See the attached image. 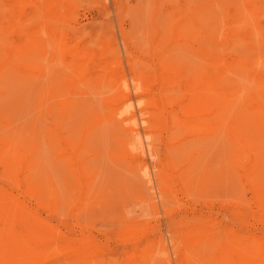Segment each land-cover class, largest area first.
<instances>
[{"label": "rangeland", "instance_id": "374dc122", "mask_svg": "<svg viewBox=\"0 0 264 264\" xmlns=\"http://www.w3.org/2000/svg\"><path fill=\"white\" fill-rule=\"evenodd\" d=\"M155 1L0 0L1 58L7 46L17 50L24 41L32 42L33 38L26 40L29 36L45 44L24 61L6 66L0 58V188H10L5 173V160L10 158L13 173L32 180L40 192L36 199V191H32L27 197L29 205L40 210L45 222L60 225L66 238H90L95 264H231V255L237 251L236 264L256 248L249 236H264L255 219L248 222L256 229L250 233L233 216L234 208L243 203L241 196L248 202L253 199L246 170L240 168L246 163L245 156L237 159L232 141L224 134L210 133L202 124L192 127L187 121L194 109L192 99L202 94V78H208L213 69L228 66L225 96L237 101L233 112L238 113L233 114L256 139L258 131L250 123L264 72V0ZM18 3L27 9L21 15L15 8ZM217 17L225 25H218ZM169 22L172 24L167 25ZM203 46L218 58L202 57ZM75 50L89 55L94 66L82 82L66 67L72 63L69 53ZM166 64L175 65L180 73L160 77L159 69ZM251 64L258 74L250 70ZM9 86L16 91L8 90ZM162 98L169 102L164 105ZM66 103L74 106L70 112L64 111ZM161 112L167 123L152 122L154 113ZM131 113L137 119L142 149H138L130 125L123 123ZM219 141L223 148L217 146ZM253 142L258 154H264V139ZM197 145L205 146L198 149ZM189 147L196 149L191 153ZM209 149L217 151L210 152L213 157L206 155ZM170 161L174 165L179 161L174 169L185 182L177 180L166 186L158 182V173ZM144 164L148 175L143 173Z\"/></svg>", "mask_w": 264, "mask_h": 264}, {"label": "bare ground", "instance_id": "6f19581e", "mask_svg": "<svg viewBox=\"0 0 264 264\" xmlns=\"http://www.w3.org/2000/svg\"><path fill=\"white\" fill-rule=\"evenodd\" d=\"M31 2V0H29ZM67 1V0H66ZM150 1V0H149ZM157 1V0H156ZM155 1V2H156ZM169 1V0H168ZM60 3V1H58ZM145 2V1H144ZM152 2V1H151ZM154 2V1H153ZM193 2H195L193 0ZM201 2V1H200ZM240 2V1H239ZM248 2V0H247ZM163 3V2H162ZM168 3V2H167ZM178 3V2H177ZM30 4V3H29ZM145 4V3H144ZM165 4V3H164ZM217 4V3H216ZM220 4V3H219ZM225 4V3H224ZM22 5V4H21ZM218 5V4H217ZM240 5V4H239ZM242 5V4H241ZM240 5V6H241ZM226 5H224L225 8ZM228 6V5H227ZM221 7V6H220ZM223 7V6H222ZM243 7V6H241ZM16 11L21 15L24 12H26V8H24V6H20V4L18 3L16 6ZM45 8V7H44ZM152 6H150L149 9H151ZM216 8V5L215 7ZM219 8V7H218ZM240 8V7H239ZM41 9V8H40ZM148 10V9H147ZM222 10V9H221ZM220 10V11H221ZM224 10V9H223ZM216 11V10H215ZM248 11V10H247ZM31 12V11H30ZM217 12V11H216ZM48 13V12H47ZM147 13V12H146ZM222 13V12H221ZM220 13V14H221ZM224 13V12H223ZM243 13V11H242ZM18 14V15H19ZM51 14V13H49ZM192 14V13H190ZM215 14V13H214ZM160 15V14H159ZM222 15V14H221ZM39 16V15H38ZM150 16V15H149ZM225 15H223L224 17ZM33 17V16H32ZM162 17V16H161ZM222 17V18H223ZM241 17V15H240ZM248 17V16H246ZM244 16V18H246ZM151 18V17H150ZM221 17H217V21L218 25L222 22L220 21H224L220 19ZM251 18V17H250ZM31 19V18H30ZM158 19V18H157ZM164 19V18H163ZM213 19V17H212ZM216 19V17L214 18ZM249 19V18H248ZM252 19V18H251ZM18 20V19H17ZM149 20V19H148ZM208 20V19H207ZM247 20V18H246ZM27 21V20H26ZM63 21V20H62ZM150 21V20H149ZM162 21V20H161ZM166 19L163 20V22L165 23ZM172 21V20H170ZM215 21V20H212ZM245 22V20H242ZM15 22V21H14ZM30 22V21H29ZM46 22V21H45ZM206 22V20L204 21ZM203 22V23H204ZM209 21L206 23L208 25ZM243 22V23H244ZM167 23V22H166ZM170 23V22H169ZM167 25H171L172 23ZM214 23V22H213ZM246 24L249 23V25H251L250 21H246ZM148 24H150L148 22ZM184 24V23H183ZM205 24V23H204ZM203 24V25H204ZM224 24V23H223ZM222 24V25H223ZM245 24V25H246ZM202 25V26H203ZM225 25V24H224ZM239 25H244V24H239ZM244 25V26H245ZM217 26V25H216ZM247 26V25H246ZM190 27V26H189ZM209 27V26H208ZM221 27V26H220ZM225 27V26H224ZM238 27V26H237ZM7 28V27H6ZM161 28V27H160ZM163 28V27H162ZM166 28V27H165ZM214 28V27H213ZM226 28V27H225ZM239 28V27H238ZM170 29V28H169ZM208 29V28H207ZM218 29V26H217ZM220 29V28H219ZM224 29V28H223ZM142 30V29H141ZM165 30L167 32L166 29H162ZM194 30V28H193ZM196 30V29H195ZM215 30V28L213 29ZM243 30V29H242ZM153 31V30H151ZM223 31V30H222ZM257 31V30H256ZM170 31H168L169 33ZM203 32V31H201ZM23 33V31H22ZM36 32H34L33 34H35ZM138 33V32H137ZM143 33V32H142ZM215 33V32H214ZM6 35V34H5ZM138 35V34H137ZM136 35V38L139 39ZM212 35V34H211ZM46 37V36H45ZM57 37V36H56ZM63 37V36H62ZM33 38L32 42L29 43H25V41L23 42V45L17 49V50H13L11 49V46H7L8 48H6L5 50L7 51V53L5 55H3L1 58V60L4 61L3 64H6V66L8 64H12L13 62H15V60L17 61H24V58H29L31 56L34 55V53L38 50V48L43 49V46L45 44H43L42 39L40 38H34L33 36H29L26 38V40ZM60 38V37H59ZM135 38V39H136ZM142 38V37H140ZM143 38L144 39H147ZM260 38V37H257ZM62 39V38H60ZM59 39V41H61ZM136 39V40H137ZM132 40H134V38H132ZM163 40V39H161ZM165 40V39H164ZM58 41V42H59ZM138 41V42H137ZM137 44L141 43L139 42L140 40H137ZM142 41V40H141ZM170 41V40H169ZM202 43H204V39H201ZM259 41V39H258ZM257 41V42H258ZM134 42V41H133ZM144 42V41H143ZM22 43V42H21ZM25 43V44H24ZM49 43V42H48ZM135 43V42H134ZM150 43V42H149ZM148 43V44H149ZM165 43V42H164ZM170 43V42H168ZM152 44V43H151ZM173 44V43H172ZM212 44V43H211ZM240 44V42H239ZM259 44V43H258ZM140 45V44H139ZM143 45V44H142ZM146 45V44H144ZM238 45V43H237ZM181 46V45H180ZM209 46V45H208ZM3 44L0 45V52L2 51ZM162 47V46H161ZM204 47V48H203ZM200 47V55H202V57H204L206 60L208 59H217L218 56H216L215 53L211 52L209 49H207L206 46ZM15 48V47H14ZM147 48V47H146ZM156 48V47H155ZM11 49V50H10ZM174 49V48H172ZM171 49V50H172ZM221 49V48H220ZM61 50V49H60ZM182 50V49H181ZM12 51H15L12 52ZM178 52H180L179 50H177ZM192 51V50H191ZM233 51V50H231ZM3 52V51H2ZM183 52V51H182ZM13 53L15 54L16 58L14 57ZM83 53V54H82ZM80 53L78 50H75L74 52L69 53V56L72 58L71 62L69 63V65H67L66 67H68V69H70L71 72L74 73V79H76L77 81H80L82 78H84L85 76L89 75V73L92 72V70L94 69V66L90 64V58L89 55L84 54L85 52ZM146 53V52H145ZM144 53V54H145ZM59 54V53H58ZM179 54V53H178ZM35 56H38L37 54ZM91 57V56H90ZM176 57V56H175ZM181 57V56H180ZM189 57V56H187ZM34 58V57H33ZM208 58V59H207ZM180 59V58H179ZM196 59V58H195ZM223 59V58H222ZM45 60V59H43ZM139 61V60H138ZM263 62V61H262ZM22 63V62H21ZM222 63V62H221ZM2 64V65H3ZM140 64V63H139ZM263 64V63H262ZM63 65V64H60ZM148 65V64H147ZM204 65V64H203ZM257 65V64H256ZM114 66V65H113ZM261 67V65H259ZM264 66V65H263ZM17 67V66H16ZM152 66H150L151 68ZM250 70L253 71V65L251 64L250 66ZM149 68V69H150ZM256 68V67H255ZM139 69V66H138ZM198 69V68H197ZM233 69V68H232ZM152 70V69H151ZM229 67L228 66H223L218 69H213L210 72L209 77L207 78H202V94H200L199 96L195 97L192 99V106L194 107V109L190 112V114H188V121L187 123L189 125H191L192 127H198V125L202 124V128H205V130H208V132L213 133V134H220V135H225L227 136L232 142V148L235 149L234 153L237 157V159H241V155L245 156L246 159V163H243L240 168H243L246 170V179H247V183L249 186V189L251 188V193L253 195V199L249 200L250 202H248L247 200L245 201L244 198L241 196L240 198V202L242 200V204H239L236 206V208H234V212H233V216L242 223V225L246 226V230L247 232L250 231V233H252V231H256V229L252 226H249L248 222L250 221V219H255L258 224H260L261 229L259 231L264 233V154L260 153L258 154V147L254 146V140L256 141L257 138L261 137L262 139H264V72L262 73V87L260 89V92L258 93V97H255V106L252 105V113H253V117H251V122L250 123V128L254 131H258L257 134L255 133L254 135H256V139H254L251 135H248L247 133V129H246V123L243 122L242 119H238L237 117L234 116V114L238 113L236 111V113L233 112V110L235 108H237V106L234 108L235 103H237V101L235 100V102L233 101L232 97L229 95L225 96V76L229 71ZM18 71V70H17ZM46 71V70H45ZM60 70L58 69L56 72H59ZM104 71V70H103ZM113 71V69H112ZM16 72V71H15ZM13 72V73H15ZM23 72V71H22ZM109 72V69H108ZM171 73L172 76H174L175 74H177L178 72L180 73V69H178L177 67H175V65L173 64H166L165 66L161 67L159 69V73H160V77H166L165 74L166 73ZM41 75L45 76V72H41ZM53 73V72H52ZM51 73V74H52ZM253 73L258 74V72L256 70L253 71ZM199 74V73H198ZM54 75V74H52ZM106 74H104L105 76ZM43 76V77H44ZM50 76V75H49ZM53 77V76H52ZM236 77V76H235ZM237 78V77H236ZM235 78V79H236ZM6 79V78H5ZM60 79V78H59ZM57 79V80H59ZM166 79V78H165ZM171 79V77L169 78ZM39 80V79H38ZM122 80V79H121ZM240 80V79H238ZM244 80V79H243ZM2 81V80H1ZM41 81V80H40ZM39 81V82H40ZM62 81V80H61ZM109 81V80H108ZM59 82V81H58ZM82 82V80L80 81ZM121 82V81H120ZM124 82V81H123ZM250 81H248L249 83ZM6 83V82H5ZM247 83V82H246ZM247 83V84H248ZM24 84V83H23ZM22 84V86H23ZM244 84V83H243ZM12 85V83H11ZM19 85V84H18ZM21 86V85H19ZM245 85V84H244ZM251 85V84H250ZM253 85V84H252ZM6 88V87H5ZM13 89L14 91H16V87L12 88L11 86H9L8 90ZM20 88V87H19ZM18 88V89H19ZM23 88V87H21ZM244 88V87H243ZM259 88V87H257ZM110 89V88H109ZM242 91V89H240ZM103 91H109L108 88L106 90L103 89ZM113 91V90H112ZM111 91V92H112ZM140 91V90H139ZM199 91V90H198ZM40 92V91H39ZM37 92V94L39 93ZM101 92V91H100ZM142 92V91H141ZM14 93V92H12ZM17 93V92H16ZM246 93V92H243ZM243 93H242V97H243ZM36 94V95H37ZM105 94V93H104ZM196 94V93H195ZM18 95V94H17ZM107 95V94H106ZM21 96V95H20ZM39 96V94H38ZM100 96V95H99ZM11 97V96H10ZM13 97V95H12ZM17 97V96H16ZM34 97V96H32ZM37 97V96H36ZM79 97V96H78ZM77 98V97H76ZM37 99V98H36ZM32 100V98H31ZM35 100V97H34ZM33 100V101H34ZM49 100V99H48ZM82 100H85L84 98ZM3 101V100H2ZM43 101V100H42ZM86 101V100H85ZM162 103H164V105L167 104V101L165 98H162ZM241 103V102H240ZM240 103L238 105H240ZM131 104V103H130ZM72 103H66L64 105V111L66 112L73 109L74 106H72ZM112 105V104H111ZM110 106V105H108ZM132 108V106H130ZM128 107V108H130ZM242 107V106H240ZM90 108V107H88ZM127 108V109H128ZM62 110V109H61ZM131 109H129L130 111ZM78 111V110H77ZM118 111V110H116ZM115 111V112H116ZM243 111V110H242ZM70 112V111H69ZM68 112V113H69ZM128 112V110H127ZM127 112L124 111V114H128ZM246 112V111H244ZM76 113V112H75ZM78 113V112H77ZM234 113V114H233ZM79 114V113H78ZM76 114V115H78ZM122 114V113H121ZM160 115H158L157 113H154L153 117H152V122H159L160 124H163L165 122V124L168 121V118H165L166 116L163 115V112L159 113ZM99 115V114H98ZM82 116V115H81ZM80 116V117H81ZM123 116V114H122ZM191 116V118H190ZM113 118V116L111 117ZM144 119V118H143ZM177 121V120H176ZM180 121V120H179ZM70 122V121H69ZM108 123V122H107ZM121 123V122H118ZM123 123H128L130 125V132H132L133 134V139L138 143H136L137 145H139L138 149H142L143 148V144L141 142V133L140 130L137 128V119L134 113H131V115L129 117L124 118ZM18 124V123H17ZM114 124V123H113ZM65 126V125H64ZM127 126V125H126ZM106 127V126H104ZM113 127V126H112ZM187 127V126H186ZM248 127V126H247ZM108 128V127H107ZM189 128V127H188ZM116 129V127H115ZM110 129H107V131H109ZM212 131V132H211ZM62 133V132H61ZM14 134V133H13ZM180 134V133H179ZM178 134V135H179ZM62 135V134H61ZM16 136V135H15ZM8 137V136H7ZM10 137V136H9ZM54 137V136H53ZM102 137V136H101ZM100 137V138H101ZM175 137V136H174ZM3 138V137H2ZM18 138V137H17ZM146 138V137H145ZM9 139V138H8ZM96 139V136L95 138ZM128 139V138H127ZM154 139V138H153ZM220 139V138H219ZM222 139V137H221ZM1 140V139H0ZM55 140H57V138H55ZM98 140V139H97ZM2 141V140H1ZM133 141V140H132ZM25 142V141H23ZM54 142V140H53ZM99 142V141H98ZM103 142V141H102ZM217 142V141H216ZM49 143V142H48ZM97 143V142H96ZM197 143V142H196ZM196 143H194L193 145H195ZM212 143V142H210ZM210 143H206L207 145H209ZM220 144H217V146L222 145L221 147L223 148V144L222 141H219ZM99 144V143H98ZM102 144V143H101ZM216 145V144H213ZM131 146V145H130ZM203 145L198 146L201 147ZM205 146V145H204ZM203 146V147H204ZM210 146V145H209ZM225 146V145H224ZM88 147V146H87ZM132 147V146H131ZM135 147V146H134ZM194 147V146H193ZM196 147V146H195ZM214 147V146H212ZM212 147H210V149H213ZM221 147L220 150H221ZM226 147V146H225ZM228 147V146H227ZM190 149H192L191 147H189ZM209 148V147H208ZM207 148V149H208ZM196 149V148H195ZM195 149H192L190 152L192 153V151ZM199 149V148H198ZM209 149V150H210ZM218 149V147L216 148ZM11 151V150H10ZM9 151V152H10ZM128 151V150H127ZM136 150H134L135 152ZM152 151V150H151ZM174 152L172 154H174L175 156L176 151L174 150ZM213 151V150H212ZM207 151L206 155L208 156V154H210L209 156L213 157L211 154H213L214 152L217 151H213L212 152ZM219 151V150H218ZM88 152V151H87ZM209 152V153H208ZM222 154V150L219 151ZM230 152V151H228ZM190 153V154H191ZM55 154V153H54ZM217 154V153H215ZM232 154V153H231ZM66 155V154H65ZM182 155V154H181ZM184 155V154H183ZM205 155V153L203 154ZM202 155V159L207 161L209 160L210 157H208V159L206 160V157ZM220 153L217 155L219 156ZM67 156H70L67 155ZM179 157L180 153L178 154ZM177 156V157H178ZM222 156V155H221ZM219 156V157H221ZM176 157V158H177ZM183 158V157H182ZM185 158V157H184ZM205 158V159H204ZM201 159V161H203ZM68 160V159H67ZM179 160V159H178ZM218 160H220V158H218ZM222 160V159H221ZM97 161V160H96ZM101 161V160H99ZM182 160H180L181 162ZM200 161V160H199ZM198 161V164L201 162ZM204 161V162H205ZM223 161V160H222ZM108 163V162H107ZM207 163V162H206ZM77 164V163H76ZM98 164V163H97ZM179 164V161L178 163ZM175 164V165H176ZM203 164V163H202ZM205 164V163H204ZM250 164L251 166L248 167ZM14 162L12 161V159H8L5 160V173H6V178L8 180L9 189H1L0 188V264H95V260H94V254H95V250H94V245L92 243V241L90 240V238L85 237L79 240H73V239H68L64 236V234L62 233V230L59 226H54L51 225L47 222H45V220L41 217L40 215V210L38 208L34 209L32 208L28 201H27V197L32 195V191H36V196H39V190L36 188V186L34 185V182L32 180H29L27 178H22V176L13 173L14 172ZM101 165V163H100ZM99 165V167H100ZM106 165V164H105ZM110 165V164H109ZM174 163H172L171 161L167 164L166 169L162 170V172L158 173L157 177H158V182L161 185H169V182H176L177 180H182L184 181L181 176L179 174L176 173L174 167H175ZM197 165V164H196ZM201 167V164H199ZM213 165V164H212ZM211 165V166H212ZM220 165V164H219ZM218 165V166H219ZM222 165V164H221ZM98 166V165H97ZM210 166V168H211ZM102 167V166H101ZM216 167V169H215ZM214 167V171L217 170V166ZM221 167V166H219ZM223 167V166H222ZM119 168V167H118ZM178 168V167H176ZM206 168V167H204ZM108 169V168H107ZM143 169L145 172H143L144 174L146 173V175L149 174L148 172V166L146 164L143 165ZM196 168L194 167L193 170H195ZM200 169V168H199ZM202 169V167H201ZM213 169V166L212 168ZM192 170V169H191ZM192 170V171H193ZM198 170V169H196ZM195 170L196 173H198L197 175H200L199 172H197ZM122 171V169H121ZM204 171V170H203ZM213 171V170H212ZM218 171V170H217ZM216 171V173H217ZM119 172V171H118ZM114 173V172H113ZM192 173V172H191ZM201 173V171H200ZM211 173V172H210ZM215 174V172H213ZM155 174V173H154ZM202 174V173H201ZM212 174V175H214ZM220 174V173H219ZM231 174V173H230ZM112 175V173H111ZM135 175V174H134ZM197 175H194L195 178L198 177ZM211 175V176H212ZM110 175H108L109 177ZM129 176V175H128ZM136 176V175H135ZM217 176V174H216ZM216 176H212V177H216ZM221 176V174H220ZM119 177V176H118ZM124 177V176H123ZM188 177V176H187ZM230 177V176H229ZM105 178V177H104ZM116 178V177H115ZM132 178V177H131ZM191 178V177H189ZM192 178L194 179L193 175ZM191 178V179H192ZM220 178V177H218ZM216 177V179H218ZM103 179V178H102ZM123 179V178H122ZM198 179V178H197ZM195 179V180H197ZM213 178H211L212 180ZM222 179V178H221ZM37 180V179H36ZM105 180V179H104ZM195 180L193 181V183L195 182ZM199 180V179H198ZM197 180V181H198ZM223 180V179H222ZM99 181L101 182V179L99 178ZM110 182V179L108 180ZM115 181V180H113ZM190 181V180H189ZM188 181V182H189ZM236 181V180H235ZM98 182V181H97ZM98 182V184L100 183ZM147 183H149V181L146 180ZM185 182V181H184ZM200 182V180H199ZM212 182V181H211ZM210 182V183H211ZM216 182V181H215ZM189 182V185L193 186L194 184ZM208 183V182H207ZM220 183V182H219ZM150 184V183H149ZM61 185V184H60ZM101 185V184H99ZM160 185V186H161ZM215 185V184H213ZM218 185V184H217ZM58 186V185H57ZM163 186V187H164ZM189 186V188H191ZM61 187V186H60ZM65 187V186H64ZM202 187V186H201ZM189 188H187L189 190ZM197 188V187H196ZM211 188V187H210ZM234 188V187H233ZM242 188V187H241ZM66 189V188H65ZM104 189V188H103ZM199 189V188H198ZM216 189V188H215ZM223 189V187H222ZM14 190H18L21 193L16 194L14 192ZM195 190V189H194ZM200 190H203L200 188ZM103 191V190H102ZM212 191V190H211ZM237 195L240 193L236 190H234ZM105 192V191H103ZM101 194V193H100ZM191 194V191H190ZM189 194V195H190ZM38 196L36 197V199H38ZM70 196V195H69ZM99 196V195H98ZM193 196V195H192ZM197 196V195H196ZM220 196V195H219ZM191 198V197H190ZM194 198V197H193ZM239 198V197H238ZM163 201V200H162ZM32 202V201H31ZM95 203V202H94ZM144 206H148V204L144 205ZM142 206V207H144ZM249 206V207H247ZM42 207H44L42 205ZM141 207V208H142ZM175 208V207H174ZM177 208V207H176ZM254 208V209H253ZM143 209V208H142ZM189 209V208H188ZM193 209V208H192ZM182 210V209H181ZM132 212V211H131ZM136 212V211H135ZM131 215H135L136 213H130ZM149 214V213H147ZM150 215V214H149ZM130 216V215H129ZM144 216V215H143ZM147 217V215L145 214V216L143 217V219ZM150 217V216H149ZM159 226V225H158ZM204 226L202 225V232H204ZM156 229V228H155ZM258 231V229H257ZM219 235V234H218ZM124 236V235H123ZM131 237V236H130ZM129 237V238H130ZM250 241H252V245L253 247L256 246V248H252L251 250H254L253 252H249L248 253V257H245L242 259V257H240L239 261L236 264H264V236L262 237H258L255 234H251L249 236ZM207 237L206 239H204V241L207 242ZM255 244V245H254ZM176 247V246H175ZM208 247V246H207ZM186 250V249H185ZM204 252V251H203ZM174 253V252H173ZM192 253V252H191ZM176 254V253H175ZM104 255V253H103ZM167 255V254H165ZM196 255V254H195ZM194 255V256H195ZM235 256H240L238 254L237 251H233V254L231 255V260L230 262H232L231 264H233V260H236ZM161 258V257H159ZM168 258V257H167ZM199 259V258H197ZM196 260V259H195ZM202 261V260H201ZM195 262V261H194ZM198 262V261H197ZM169 263V262H168ZM199 263V262H198ZM202 263V262H200ZM199 263V264H200ZM142 264V263H141ZM144 264V263H143Z\"/></svg>", "mask_w": 264, "mask_h": 264}]
</instances>
